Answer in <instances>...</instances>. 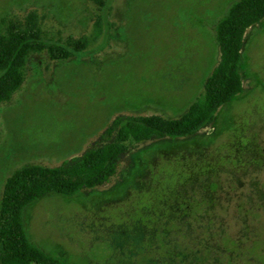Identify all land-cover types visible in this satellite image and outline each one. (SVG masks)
Instances as JSON below:
<instances>
[{"label":"rangeland","instance_id":"1","mask_svg":"<svg viewBox=\"0 0 264 264\" xmlns=\"http://www.w3.org/2000/svg\"><path fill=\"white\" fill-rule=\"evenodd\" d=\"M233 1L0 0V15L36 10L43 28L62 38L89 36L97 16L102 27L68 59L32 55L24 81L0 103V194L14 168L80 154L117 114L180 116L218 61L214 26ZM242 43V90L209 125L136 143L102 185L34 201L25 211L30 239L63 264H143L175 206H210L234 234L255 223L256 238L232 250L233 263L264 264V17ZM210 194L213 203H200ZM236 206L241 216L251 206L254 218L236 223Z\"/></svg>","mask_w":264,"mask_h":264},{"label":"trees","instance_id":"2","mask_svg":"<svg viewBox=\"0 0 264 264\" xmlns=\"http://www.w3.org/2000/svg\"><path fill=\"white\" fill-rule=\"evenodd\" d=\"M90 1L104 6L109 0ZM263 17L264 0H234L228 6L214 26L219 47L218 61L204 78L202 92L180 116L117 114L80 154L54 166L27 161L14 168L6 176L0 194V264H63L30 239L25 226V211L29 205L52 194L71 197L82 189L102 185L136 143L183 137L209 125L216 110L241 92L243 34L247 27ZM101 32L100 16H97L89 36L62 38L43 28L36 10L21 15H0V103L8 101L20 87L32 55L44 52L49 59H68L95 42ZM213 196H203L199 201L213 203ZM236 207V213L232 214L236 223L254 218L255 210L251 206L250 210L246 209L251 212L246 216L237 213L239 207ZM186 208L175 206L174 213L170 214L171 224L164 221L152 234L150 255L143 264H180L190 257L200 264L204 261L208 264H234L232 250L238 251L248 237L256 238L257 233L252 232L255 223L242 224L234 234L227 218L218 214V208L217 213L210 206L199 213Z\"/></svg>","mask_w":264,"mask_h":264}]
</instances>
